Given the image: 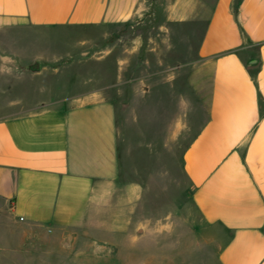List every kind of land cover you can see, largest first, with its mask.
<instances>
[{
  "label": "crops",
  "instance_id": "1",
  "mask_svg": "<svg viewBox=\"0 0 264 264\" xmlns=\"http://www.w3.org/2000/svg\"><path fill=\"white\" fill-rule=\"evenodd\" d=\"M142 1L0 0V46L18 37L14 30L127 25ZM171 1L205 9L194 66L208 95L182 153L183 202L176 94L167 91L165 111L150 107L145 121L130 104L119 118L118 101L101 92L115 84L52 107L63 101L57 84L49 90L40 79L75 57H7L0 49V206L21 226L75 234L98 229L100 201L122 185V198L154 202L153 223L139 227L153 232L146 247L153 264H177L179 218L211 263L264 264V0ZM29 82L40 95L33 101ZM162 82L176 88V74ZM139 96L151 101L149 90Z\"/></svg>",
  "mask_w": 264,
  "mask_h": 264
},
{
  "label": "rangeland",
  "instance_id": "2",
  "mask_svg": "<svg viewBox=\"0 0 264 264\" xmlns=\"http://www.w3.org/2000/svg\"><path fill=\"white\" fill-rule=\"evenodd\" d=\"M171 4V0H143L131 22L117 27L14 30L18 37L3 41L0 49L7 57L19 52L28 58L42 54L75 57L59 67L61 72L57 76L47 73L40 79L49 90L57 84L56 90L63 101L52 107L73 106L75 101L69 97L115 84L112 91L101 92L118 101L119 118L124 105L130 104L134 118L139 113L145 121L150 107L165 111L167 91H172L173 100L176 94L180 205L186 187L182 153L200 126L206 107L203 100L208 95V83L203 82L205 77L199 66H194L198 27L205 26L197 21L204 19L205 9ZM92 54L104 56L91 60ZM170 68L171 71L160 73ZM173 74H176V88H160V83ZM25 86L33 87L30 82ZM144 89L149 90L151 101L140 98ZM28 92L29 100L40 97L34 87ZM44 96L50 98L48 93ZM134 144L139 142L136 140ZM130 163L137 166L135 158ZM121 186L115 198L100 201L98 229L75 234L55 236L44 234L36 227L21 226L0 206V264H153L146 250L153 243V232L139 227L146 221L153 223L157 216L154 202L143 201L139 205L138 200L124 199ZM179 223L177 264H214L207 249L188 236L180 218Z\"/></svg>",
  "mask_w": 264,
  "mask_h": 264
}]
</instances>
